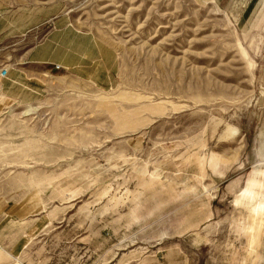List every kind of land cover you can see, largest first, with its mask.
<instances>
[{
    "label": "rangeland",
    "instance_id": "rangeland-1",
    "mask_svg": "<svg viewBox=\"0 0 264 264\" xmlns=\"http://www.w3.org/2000/svg\"><path fill=\"white\" fill-rule=\"evenodd\" d=\"M2 69L0 264H264L262 0H0Z\"/></svg>",
    "mask_w": 264,
    "mask_h": 264
},
{
    "label": "bare ground",
    "instance_id": "bare-ground-1",
    "mask_svg": "<svg viewBox=\"0 0 264 264\" xmlns=\"http://www.w3.org/2000/svg\"><path fill=\"white\" fill-rule=\"evenodd\" d=\"M262 186L259 182H249L246 186V188L242 191L241 195L238 196V198L235 201V204L237 205H251L255 204L256 208H258L257 213L261 214L264 212V201L259 202V199H263L264 196L260 195V192L258 193L256 191V188Z\"/></svg>",
    "mask_w": 264,
    "mask_h": 264
},
{
    "label": "crops",
    "instance_id": "crops-1",
    "mask_svg": "<svg viewBox=\"0 0 264 264\" xmlns=\"http://www.w3.org/2000/svg\"><path fill=\"white\" fill-rule=\"evenodd\" d=\"M264 3V0H262ZM207 3H214V0H207ZM27 204H23V203H16L13 206V210L10 212L9 210H6L5 208L2 210V215L8 216L10 218L14 217L16 220H24V219H28L30 217L36 216L37 214L34 211H30L25 209ZM8 211V212H7ZM7 213H9L7 215ZM39 214V213H38ZM13 215V216H12Z\"/></svg>",
    "mask_w": 264,
    "mask_h": 264
},
{
    "label": "built area",
    "instance_id": "built-area-1",
    "mask_svg": "<svg viewBox=\"0 0 264 264\" xmlns=\"http://www.w3.org/2000/svg\"><path fill=\"white\" fill-rule=\"evenodd\" d=\"M6 75H7V71L4 70V69H2V70L0 71V76L4 78Z\"/></svg>",
    "mask_w": 264,
    "mask_h": 264
}]
</instances>
